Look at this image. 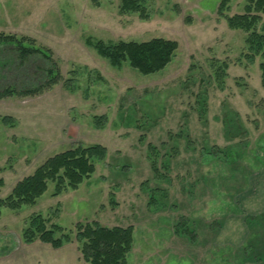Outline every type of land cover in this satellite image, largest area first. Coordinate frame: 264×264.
Wrapping results in <instances>:
<instances>
[{"label": "rangeland", "instance_id": "1", "mask_svg": "<svg viewBox=\"0 0 264 264\" xmlns=\"http://www.w3.org/2000/svg\"><path fill=\"white\" fill-rule=\"evenodd\" d=\"M120 4L0 0V34L49 50L59 75L42 93L0 98V200L55 154L107 149L77 189L53 196L49 183L35 205L1 209L0 264H83L76 241H24L36 214L72 233L79 222L132 226L127 264H264L245 251L264 239L262 225L246 222L264 214L263 56L227 21L248 0L222 11L221 0H148L144 17L120 14ZM154 38L178 47L151 75L112 66L88 45ZM37 58L29 81L11 84L46 82L51 63Z\"/></svg>", "mask_w": 264, "mask_h": 264}, {"label": "trees", "instance_id": "2", "mask_svg": "<svg viewBox=\"0 0 264 264\" xmlns=\"http://www.w3.org/2000/svg\"><path fill=\"white\" fill-rule=\"evenodd\" d=\"M231 0H221L222 11ZM148 0H121L120 14L136 13L146 16ZM246 13L227 17L228 24L233 29H242L247 33L246 43L253 55L261 54V81L264 86V34L256 31V25L264 14V0H248ZM112 66L119 67L128 63L132 68L144 75L155 74L163 70L172 60L177 43L163 38L149 41H119L105 44L101 41L88 42ZM37 57L43 61L52 62L51 53L45 48L35 45L31 39H19L14 35L0 34V98L12 95L31 96L42 93L48 87L59 82V75L54 63L46 69V82L38 85L17 88L12 81H29V68L35 65ZM40 68L37 67V70ZM23 80V81H20ZM27 83V82H26ZM28 84V83H27ZM7 123L11 121L5 118ZM212 153V152H211ZM219 156V151H213ZM107 149L101 145H76L48 158L36 171L18 182L12 193L0 200V211L8 208L21 210L23 206L35 205L48 190L49 183L55 184L53 196L61 195L67 189H77L78 186L95 172V160H103ZM3 180L0 179V188ZM246 222L250 227L254 223L264 228V214L248 216ZM50 221L41 214L31 216L27 228L23 231L26 243L41 241L54 248L76 241L83 264H127V258L134 245V228L132 226L106 227L97 222L77 223L75 231H66L60 225H49ZM250 259L264 260V239L251 240L245 247ZM250 251V252H249Z\"/></svg>", "mask_w": 264, "mask_h": 264}]
</instances>
